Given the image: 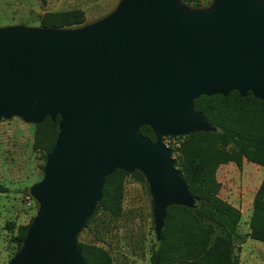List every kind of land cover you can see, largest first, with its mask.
I'll return each instance as SVG.
<instances>
[{
  "label": "water",
  "instance_id": "obj_1",
  "mask_svg": "<svg viewBox=\"0 0 264 264\" xmlns=\"http://www.w3.org/2000/svg\"><path fill=\"white\" fill-rule=\"evenodd\" d=\"M232 90L264 99V0H121L79 29H0V116L61 117L9 264H84L74 236L119 168L147 176L158 238L169 205L194 203L162 137L211 130L194 100Z\"/></svg>",
  "mask_w": 264,
  "mask_h": 264
},
{
  "label": "trees",
  "instance_id": "obj_2",
  "mask_svg": "<svg viewBox=\"0 0 264 264\" xmlns=\"http://www.w3.org/2000/svg\"><path fill=\"white\" fill-rule=\"evenodd\" d=\"M84 21V11L74 8L46 12L40 25L63 28ZM193 104L212 129L180 136L173 158L194 203L167 207L163 228L151 247L149 264H239L234 252L235 242L243 243L247 237L264 242V178L253 196L249 232L242 233L238 230L241 210L219 196L221 182L216 172L221 164L228 162L241 168L243 160L264 168V99L250 91L241 96L232 90L227 95H201ZM60 120V115L54 119L46 116L34 126L32 148L43 159L55 146ZM139 132L155 141L150 126H141ZM128 176L129 173L120 168L105 176L95 211L113 219L120 217ZM133 177L143 178L138 171ZM31 221L32 218L28 224L17 227L13 237L17 251ZM77 245L84 264H113L104 247L83 241H78Z\"/></svg>",
  "mask_w": 264,
  "mask_h": 264
},
{
  "label": "rangeland",
  "instance_id": "obj_3",
  "mask_svg": "<svg viewBox=\"0 0 264 264\" xmlns=\"http://www.w3.org/2000/svg\"><path fill=\"white\" fill-rule=\"evenodd\" d=\"M190 10H208L216 0H176ZM121 0H0V29L10 27L40 28L46 12L82 9L85 21L65 26L79 29L113 12ZM37 121L20 115L0 116V264H9L17 251L13 237L18 225L28 224L37 214L40 200L32 189L44 179L47 159L32 148ZM165 135H163L162 139ZM167 136V135H166ZM174 155L172 154V157ZM244 161V160H243ZM119 167V166H118ZM135 171L143 178L133 177ZM124 184L122 213L111 218L93 209L80 225L74 242L94 243L108 249L114 264H149L151 247L156 241L153 198L147 176L140 168L128 172ZM221 182L219 196L241 212L239 231L249 232L253 196L264 168L245 160L238 168L233 162L217 169ZM239 264H264V242L247 237L234 243Z\"/></svg>",
  "mask_w": 264,
  "mask_h": 264
},
{
  "label": "built area",
  "instance_id": "obj_4",
  "mask_svg": "<svg viewBox=\"0 0 264 264\" xmlns=\"http://www.w3.org/2000/svg\"><path fill=\"white\" fill-rule=\"evenodd\" d=\"M180 136H171V135H167L164 136V138L162 139L163 144L171 150L172 154L174 155L176 149L179 147L180 145V141L181 139L179 138Z\"/></svg>",
  "mask_w": 264,
  "mask_h": 264
},
{
  "label": "crops",
  "instance_id": "obj_5",
  "mask_svg": "<svg viewBox=\"0 0 264 264\" xmlns=\"http://www.w3.org/2000/svg\"><path fill=\"white\" fill-rule=\"evenodd\" d=\"M245 161V160H244ZM243 161V162H244ZM229 163V162H228ZM223 165H227V163H223V164H221L219 167H218V169L219 168H221V167H223ZM216 176H217V172H216ZM235 206V205H234ZM237 207V206H236ZM242 213V212H241ZM242 215V214H241ZM240 224V223H239ZM238 230H239V226H238ZM87 243H89V242H87ZM103 247V246H102ZM106 249V248H105ZM108 250V249H107ZM109 252V251H108ZM112 262H113V259H112ZM113 264H114V262H113Z\"/></svg>",
  "mask_w": 264,
  "mask_h": 264
}]
</instances>
